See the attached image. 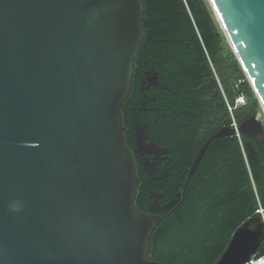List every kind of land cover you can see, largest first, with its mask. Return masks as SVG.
<instances>
[{
  "label": "water",
  "instance_id": "water-1",
  "mask_svg": "<svg viewBox=\"0 0 264 264\" xmlns=\"http://www.w3.org/2000/svg\"><path fill=\"white\" fill-rule=\"evenodd\" d=\"M207 2L264 114V0ZM143 12L140 0H0V264H160L148 252L161 218L134 204L121 115ZM237 131L264 140L259 114ZM234 132L207 139L187 180L211 142ZM135 146L138 158L158 149L144 128ZM263 242L264 218L253 216L214 264H246Z\"/></svg>",
  "mask_w": 264,
  "mask_h": 264
},
{
  "label": "trees",
  "instance_id": "trees-1",
  "mask_svg": "<svg viewBox=\"0 0 264 264\" xmlns=\"http://www.w3.org/2000/svg\"><path fill=\"white\" fill-rule=\"evenodd\" d=\"M140 1L144 38L129 97L121 106L124 144L134 147L132 107L144 108L138 119L146 124L145 141L165 151L160 172L165 176L150 180L133 157L138 181L134 204L146 212L153 191L162 194V205L175 200L159 216L148 255L160 264H214L237 227L262 217L260 210L264 215V140L236 131L213 140L189 180L187 173L211 135L222 128L234 130V123L238 128L261 113L260 105L207 0ZM147 71L161 75L166 87L142 96ZM239 97L243 105L236 104Z\"/></svg>",
  "mask_w": 264,
  "mask_h": 264
},
{
  "label": "flooded vegetation",
  "instance_id": "flooded-vegetation-1",
  "mask_svg": "<svg viewBox=\"0 0 264 264\" xmlns=\"http://www.w3.org/2000/svg\"><path fill=\"white\" fill-rule=\"evenodd\" d=\"M162 87H166L162 81V77L161 75H159L157 72H155L154 74H150L148 71L146 72V74L142 77L141 79V87H140V92L142 93L141 95L142 96H145L146 93L144 94V91L145 92H150L151 90H157L159 88H162ZM144 104V103H143ZM136 107H132V136H133V142H134V147H132L130 150L132 152V156L133 157H137L139 163H140V159L141 160H148V162L150 163H153L156 168H157V171L159 172V175L161 170H162V165H163V161H164V155H162L159 150L157 149L156 150V153L152 154V153H144L141 158H138V155L136 154V146H135V129L136 128H144V131L146 130V124L141 121L140 118L142 113L145 112L144 108H139V109H135ZM130 126L128 127L127 126V130H129ZM125 127H123V131H124ZM146 137V135H145ZM141 165V163H140ZM135 166H136V163H135ZM142 167V165H141ZM143 168V167H142ZM155 192V191H154ZM152 193L151 196H155L157 197V203H154V199L150 196L148 198V201L150 203H147L148 205V209L146 212H143V213H146V214H149V215H153V216H160V214H162V207L164 205H162L160 199L162 197V194H159V193ZM153 204V205H152ZM156 207L155 208H152L153 206ZM152 208V209H151Z\"/></svg>",
  "mask_w": 264,
  "mask_h": 264
},
{
  "label": "built area",
  "instance_id": "built-area-1",
  "mask_svg": "<svg viewBox=\"0 0 264 264\" xmlns=\"http://www.w3.org/2000/svg\"><path fill=\"white\" fill-rule=\"evenodd\" d=\"M236 104L237 105H243L244 104L243 98L242 97L237 98ZM233 126L235 128V131L238 132L235 123L233 124ZM259 212L262 215V217L264 218L262 210H260ZM248 262H249V264H264V254L258 255V252H257V254L251 256V258ZM248 262L246 264H248Z\"/></svg>",
  "mask_w": 264,
  "mask_h": 264
},
{
  "label": "rangeland",
  "instance_id": "rangeland-1",
  "mask_svg": "<svg viewBox=\"0 0 264 264\" xmlns=\"http://www.w3.org/2000/svg\"><path fill=\"white\" fill-rule=\"evenodd\" d=\"M215 18V17H214ZM218 24V23H217ZM218 27H219V25H218ZM226 40V39H225ZM226 43H227V41H226ZM227 45H228V47H229V49L231 50V48H230V46H229V44L227 43ZM231 52H232V50H231ZM233 53V52H232ZM234 54V53H233ZM235 56V55H234ZM259 116H260V120L264 123V114H263V112L261 111V113L259 114Z\"/></svg>",
  "mask_w": 264,
  "mask_h": 264
}]
</instances>
